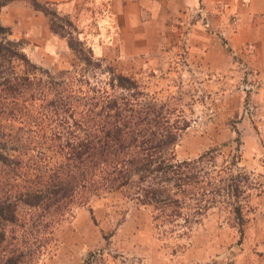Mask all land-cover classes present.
Listing matches in <instances>:
<instances>
[{
	"label": "rangeland",
	"instance_id": "1",
	"mask_svg": "<svg viewBox=\"0 0 264 264\" xmlns=\"http://www.w3.org/2000/svg\"><path fill=\"white\" fill-rule=\"evenodd\" d=\"M5 1L0 10L15 6L7 38L23 41L27 55L54 73L71 69L75 54L67 38L51 29L50 19L28 0L1 5ZM49 1L71 17L78 28L74 35L95 57L150 94L175 97L190 124L175 147L178 160L211 152L216 159L206 167L216 170L238 157L256 187L243 200V228L223 203L187 228L183 221L156 219L152 205L132 198V188L87 193L47 233L34 264H264V71L252 63L253 44L242 51L231 46L226 31L237 24L236 15L222 4L206 11L204 0H194L180 14L154 7L149 15L128 16L114 0ZM31 212L20 208L22 217Z\"/></svg>",
	"mask_w": 264,
	"mask_h": 264
},
{
	"label": "trees",
	"instance_id": "2",
	"mask_svg": "<svg viewBox=\"0 0 264 264\" xmlns=\"http://www.w3.org/2000/svg\"><path fill=\"white\" fill-rule=\"evenodd\" d=\"M28 2L67 38L76 61L59 73L38 65L0 21V264H34L47 233L90 192L132 188L156 219L187 228L223 203L243 228V200L256 182L238 157L216 170L206 167L214 165L211 152L178 160L175 147L190 124L175 97L152 95L95 57L57 2ZM21 206L32 211L28 218Z\"/></svg>",
	"mask_w": 264,
	"mask_h": 264
},
{
	"label": "crops",
	"instance_id": "3",
	"mask_svg": "<svg viewBox=\"0 0 264 264\" xmlns=\"http://www.w3.org/2000/svg\"><path fill=\"white\" fill-rule=\"evenodd\" d=\"M65 1V0H55ZM115 6L124 7L129 13L149 15L154 7L161 9L160 12L168 14H180L185 6L194 0H114ZM207 4L206 11L217 10L222 4L228 12L236 15L237 24L227 29L231 36L230 44L234 49L242 51L248 42L254 45L255 53L251 56L254 65L264 71V0H204ZM118 2V4H117ZM118 5V6H117ZM15 6H5L0 10V21L4 25L12 26L14 23ZM123 12V11H122ZM127 19H129L127 17ZM142 26H148L149 20H142ZM147 24V25H146Z\"/></svg>",
	"mask_w": 264,
	"mask_h": 264
}]
</instances>
